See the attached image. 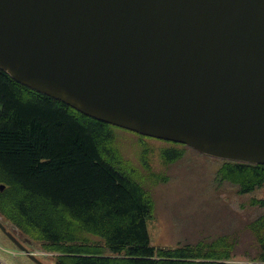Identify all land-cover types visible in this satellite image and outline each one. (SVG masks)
I'll return each mask as SVG.
<instances>
[{"label":"water","instance_id":"obj_1","mask_svg":"<svg viewBox=\"0 0 264 264\" xmlns=\"http://www.w3.org/2000/svg\"><path fill=\"white\" fill-rule=\"evenodd\" d=\"M0 68L114 127L264 165V0H0Z\"/></svg>","mask_w":264,"mask_h":264},{"label":"trees","instance_id":"obj_2","mask_svg":"<svg viewBox=\"0 0 264 264\" xmlns=\"http://www.w3.org/2000/svg\"><path fill=\"white\" fill-rule=\"evenodd\" d=\"M115 128L0 68V214L30 239L61 252L54 264H223L212 261L230 258L223 239L209 250L150 244L152 196L121 157ZM160 155L169 163L181 152ZM220 175L246 193L264 183V165L227 162ZM255 202L264 206V199ZM248 228L259 246L249 264H264V213Z\"/></svg>","mask_w":264,"mask_h":264},{"label":"rangeland","instance_id":"obj_3","mask_svg":"<svg viewBox=\"0 0 264 264\" xmlns=\"http://www.w3.org/2000/svg\"><path fill=\"white\" fill-rule=\"evenodd\" d=\"M114 132L121 157L139 177H143L150 190L153 207L146 222L152 246L173 249L201 244V248L209 250V244L223 239L222 243L227 247L225 252H230V258L212 261L223 264L252 262L250 259L259 252V246L248 224L264 213V206L255 202L264 199V183L240 193L237 185L220 175V168L225 163L235 161L117 127ZM165 149L180 151L181 155L165 163L160 155ZM144 163L154 174L153 180L148 177ZM0 220L44 264L55 263L61 252L30 239L1 214ZM222 250L223 247L216 248L217 252ZM0 260L5 264H36L1 229Z\"/></svg>","mask_w":264,"mask_h":264}]
</instances>
